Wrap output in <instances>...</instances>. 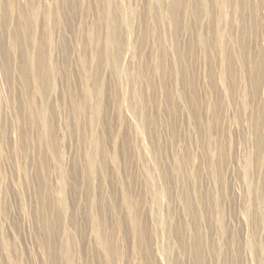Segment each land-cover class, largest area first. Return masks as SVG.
Masks as SVG:
<instances>
[{
	"label": "rangeland",
	"instance_id": "rangeland-1",
	"mask_svg": "<svg viewBox=\"0 0 264 264\" xmlns=\"http://www.w3.org/2000/svg\"><path fill=\"white\" fill-rule=\"evenodd\" d=\"M0 264H264V0H0Z\"/></svg>",
	"mask_w": 264,
	"mask_h": 264
}]
</instances>
